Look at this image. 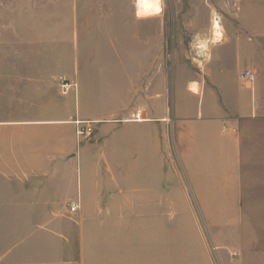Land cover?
I'll return each instance as SVG.
<instances>
[{
    "label": "crops",
    "instance_id": "0c3cea01",
    "mask_svg": "<svg viewBox=\"0 0 264 264\" xmlns=\"http://www.w3.org/2000/svg\"><path fill=\"white\" fill-rule=\"evenodd\" d=\"M130 1L94 0L106 22L98 68L83 91L81 70L67 74L75 105L64 117L34 115L58 106L38 100L53 73L0 69V264H264V0H241L211 46L206 89H180L171 114L143 60L103 68L117 12L130 42L148 44L124 14Z\"/></svg>",
    "mask_w": 264,
    "mask_h": 264
},
{
    "label": "rangeland",
    "instance_id": "374dc122",
    "mask_svg": "<svg viewBox=\"0 0 264 264\" xmlns=\"http://www.w3.org/2000/svg\"><path fill=\"white\" fill-rule=\"evenodd\" d=\"M127 6L125 4L124 14L128 19L139 20L142 31L148 32V44L142 47L130 42L116 11L115 18L110 20L114 43L100 45L103 53L111 52L116 57L111 62L105 61L103 68L118 71L125 67L137 68L143 60L146 68H150L146 77L152 83L164 81L168 113L171 114L180 89H192L194 84L199 92L206 89V59L211 46L219 45L214 36V15L220 16L222 28H225V23H232L228 20L232 14L239 12L241 0H160L157 10L147 17L138 16L136 0L130 1L129 12ZM29 9L30 15H21V10ZM100 15L107 19L105 13ZM104 23L100 19L95 22L94 0H79L78 4L76 0H66V3L60 0H0V69L6 70L11 77L15 73L41 75L42 71L56 76L55 80L40 81L38 100L57 102L60 107L36 112V117H64L67 115L65 106L72 103L74 107L75 87L65 89L62 82L65 79L72 84L74 79L66 77L67 74L76 75L81 70L79 83L84 90V71L98 68L96 32L104 31ZM204 41L208 47L199 50L198 46L205 44ZM131 51L135 54L133 59ZM12 98L9 97V101L15 102ZM84 144L85 141L79 143V148ZM20 228L17 225V232ZM236 256L230 254L231 258Z\"/></svg>",
    "mask_w": 264,
    "mask_h": 264
},
{
    "label": "bare ground",
    "instance_id": "6f19581e",
    "mask_svg": "<svg viewBox=\"0 0 264 264\" xmlns=\"http://www.w3.org/2000/svg\"><path fill=\"white\" fill-rule=\"evenodd\" d=\"M160 0H136V12L138 16L140 17H147L151 16L152 13H154L155 10H157L159 6ZM213 28H214V36L216 38L215 41H220L221 36H222V26L220 24V17L218 14L214 15V23H213ZM205 42V41H204ZM208 47L207 42L205 44H201L198 46L199 50H205V48ZM197 85V84H196ZM194 93L198 92V88L195 86L192 87L191 89Z\"/></svg>",
    "mask_w": 264,
    "mask_h": 264
},
{
    "label": "built area",
    "instance_id": "2783aa9c",
    "mask_svg": "<svg viewBox=\"0 0 264 264\" xmlns=\"http://www.w3.org/2000/svg\"><path fill=\"white\" fill-rule=\"evenodd\" d=\"M242 78L248 85H253L255 83L256 77H254V73L251 70H246L242 73ZM63 88L65 89H70L71 86L69 83L63 81ZM77 133L79 135H88L90 136L92 134V127L91 126H82L78 128ZM79 204L78 203H73V202H68L66 205V208L69 210L70 214H75L79 210Z\"/></svg>",
    "mask_w": 264,
    "mask_h": 264
}]
</instances>
